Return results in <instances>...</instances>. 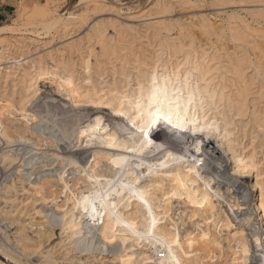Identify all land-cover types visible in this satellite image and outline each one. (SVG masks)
I'll return each mask as SVG.
<instances>
[{
  "label": "bare ground",
  "instance_id": "6f19581e",
  "mask_svg": "<svg viewBox=\"0 0 264 264\" xmlns=\"http://www.w3.org/2000/svg\"><path fill=\"white\" fill-rule=\"evenodd\" d=\"M49 14L52 24H59L62 28L73 18L71 15L67 18L57 16L53 12ZM7 29L16 28H11L9 24L0 26V32ZM128 33L133 39L140 38L134 29H129ZM93 34L105 39L99 30ZM66 36L74 39L75 31L67 32ZM115 41L120 45L126 44L120 33ZM82 43L86 44L83 54ZM66 44L67 47H74L80 56V79L67 63L62 49H56L59 52L57 58L48 52L50 63L41 54L31 57L10 48L0 49V71L4 69L9 74L18 70L27 82L19 107L9 103L6 109L0 111V144L14 147L3 150L0 160L13 166L12 174L31 188L32 202L39 206L35 207L34 213L43 218L47 226L62 229L71 250L112 253L121 264H244V258L249 253L247 234L256 243L259 234L251 221L250 194L236 177L254 175L250 187L258 188L255 208L261 213L260 218L264 219V209L260 207L261 189L264 188V114L249 112L244 93L238 92L237 96H233L225 91L224 85L211 87L210 81L203 77L200 84L187 82L183 85L184 89H180L185 96L189 92L195 93L196 103L191 110L196 112V119L204 126V131L189 132L183 134V139L171 142L161 131L152 139L155 144L163 143V148L145 146L142 151H130L140 144L137 129L128 119V115H134V105L125 104L127 95L122 86L113 84L110 88L112 96L108 97L104 86L97 85L96 81L101 82V74L93 60L90 37L85 42L78 38ZM16 52L19 54L16 55ZM6 59L8 61L4 65L3 60ZM164 80L160 79L162 86ZM41 81L52 83L59 93L65 94L73 109L108 108V126L104 128V135L109 137L113 149L122 154L113 157L112 150L99 147L83 161L70 160L67 153L76 151L71 138L61 133L55 123L36 115L35 109L32 114L24 109L31 104L38 106V99L42 96ZM145 81L146 89L150 88L148 82L151 77ZM176 87H180L178 83ZM134 94L138 96L139 91ZM200 100L204 101L203 107L199 104ZM17 111L23 122H15ZM121 111L125 112L124 117L117 115ZM119 118H125L126 125L118 123ZM117 125L121 131H117ZM82 139L80 137L79 142ZM211 139L216 146L211 145ZM197 140L200 149L202 145L209 149L210 159L206 166H200V151L190 147ZM83 142V147L90 145L86 140ZM220 149L232 164L226 177L232 187L223 199L215 194L212 187L221 168L217 166V161L222 158ZM118 157L124 158V162L113 163ZM69 164L74 169L66 174L63 170ZM77 168L82 169L83 174L77 172ZM74 174L75 177L72 176ZM9 186H2L4 193ZM21 187L25 190L24 185ZM61 193L63 199L58 198ZM90 197L94 198L90 202H94L96 210L102 213L95 221L92 215L89 218L84 216V201L85 198L89 201ZM102 204L106 208L100 207ZM27 206L24 204L20 210L31 218L33 216L28 214ZM13 211L9 210L7 214L12 215ZM186 219L190 226L182 227L181 232L180 225H184ZM23 230L18 237H14L21 252L39 251L37 246L26 245L29 238ZM21 241L24 243L21 244ZM150 250L153 255H146ZM22 260L23 264H31L25 258Z\"/></svg>",
  "mask_w": 264,
  "mask_h": 264
},
{
  "label": "rangeland",
  "instance_id": "374dc122",
  "mask_svg": "<svg viewBox=\"0 0 264 264\" xmlns=\"http://www.w3.org/2000/svg\"><path fill=\"white\" fill-rule=\"evenodd\" d=\"M12 2L10 10L4 16H0V26L9 24L11 28L16 29L0 32V49L10 48L31 57L41 54L48 63H50L48 52L57 58L59 52L56 49H62L67 63L73 67L80 79V56L74 47H67V44H64L78 38L85 42L86 38L90 37L93 60L101 74V82L96 81L97 85L104 86L108 97L112 96L110 88L113 84L122 86L127 95L125 104L130 107L132 104L128 101L135 96V91H139L140 94L141 86L146 89L145 79H149L153 72H157L160 79L170 78L175 84L179 77V88L183 89L184 77H187L190 84H200L205 77L210 81L211 87L224 85L225 91L233 96H237L238 92L244 93L247 96L249 112L257 111L264 114V0H96V2L12 0ZM50 12L64 18L71 15L73 18L66 23L65 28H62L59 24H52ZM129 29H134L140 38L130 37ZM95 30L103 32L106 40L94 37ZM73 31L76 36L69 39L66 34ZM118 33L124 36L125 45L113 42ZM103 41L105 45L102 48ZM85 45L82 43V54L86 50L83 48ZM18 54L16 52V55ZM7 61L3 60V64L5 65ZM148 83L151 84V81ZM26 84L18 70L9 74L4 69L0 71V111L6 109L9 103L19 107L20 96ZM39 87L42 96L38 99V106L31 104L24 109L29 114L35 109L36 115L55 123L61 133H65L68 139L71 138L76 151L67 153L70 160L83 161L90 156L93 149L99 147L112 150L113 157L122 154L113 149L109 137L104 135V128L108 126L106 122L109 119L108 108L73 109L68 97L59 93L52 83L41 81ZM18 112L15 113V122H23ZM97 117L100 118L99 123H96ZM118 123L126 125V119L119 118ZM80 137L83 138L81 142ZM85 140L90 144L87 147H83ZM213 141L210 140L211 145L216 146ZM0 148V153L7 148L14 149L2 144ZM201 148L198 154L201 158L199 163L200 166H206L210 159L209 149L206 145H202ZM219 151L222 158L216 163L221 168L216 173L217 179L212 182V187L215 194L223 199L224 194L232 187L226 178L227 173L231 172L232 164L227 154H223L221 149ZM223 162L228 164L225 165ZM71 165H66L63 172L69 174L74 169ZM13 170V166L0 160V264L9 262L23 264L24 258L31 264H121L112 253H81L71 250L66 233L60 228L53 229L47 226L44 219L34 213L35 207L39 206L32 202L30 195L32 190L26 182H21L16 174H12ZM76 171L83 174L80 168ZM72 176L75 177V174ZM236 178L250 194L251 221L260 241L259 244L256 243L254 238L247 234L249 253L244 258V264H264V219L260 218L261 213L255 208L258 188L250 187L255 177L250 175ZM4 184L10 185L7 193L3 192ZM52 184L59 188L55 182ZM21 185H24L25 190ZM58 198L63 199L62 193ZM93 199L90 197L89 201ZM24 204L28 205L27 212L33 217L30 218L20 210ZM9 210H14L12 215L7 214ZM84 216L89 218L91 214L86 213ZM189 226V220L186 219L185 224L180 225L181 232L182 227ZM23 228V232L29 238L26 245L37 246L39 251L22 253L18 247L20 245H16L14 237H18ZM190 229L194 230V227ZM152 252L150 250L146 255L151 256Z\"/></svg>",
  "mask_w": 264,
  "mask_h": 264
},
{
  "label": "snow or ice",
  "instance_id": "6c2138e0",
  "mask_svg": "<svg viewBox=\"0 0 264 264\" xmlns=\"http://www.w3.org/2000/svg\"><path fill=\"white\" fill-rule=\"evenodd\" d=\"M159 81V74L153 72L151 75V87L145 89L141 86L140 94L138 96H133L132 99L128 101L129 104L134 105V115H128V119L131 121L132 127L137 129L138 138L140 139L139 146L129 149L130 151H142L145 146H153L158 149L163 148V143L155 144L152 139V136L161 131L165 132L169 142L173 139L181 140L184 138L183 134L189 132L196 133L204 131V126H201L199 120L196 119V112L191 110V106L196 103L195 93L189 92L187 96L183 95L181 89L176 87V84L172 83L170 78H165V84L163 86ZM179 82L180 78L177 77L176 83ZM170 83L172 84L171 88L169 87ZM184 83L187 84V77H184ZM199 104L203 107L204 101L200 100ZM121 106L123 107V103ZM117 115L124 117L125 112H118ZM99 121L100 118L97 117V123H99ZM117 131H121L119 125H117ZM216 131H219V129H216ZM190 147L199 152L200 142L197 140ZM168 156L171 157L172 153L169 152ZM123 162L124 158L120 157L113 161V163L117 164ZM245 174H247L246 171ZM141 198H143L142 195ZM90 204L92 205V219L95 221L102 213L98 212L94 202L88 201L87 198H85L84 201L85 213H89ZM100 207L106 208L103 204L100 205ZM260 207L264 209V188L261 189ZM153 224H155V221H153ZM257 243L259 244L260 241H257Z\"/></svg>",
  "mask_w": 264,
  "mask_h": 264
},
{
  "label": "crops",
  "instance_id": "0c3cea01",
  "mask_svg": "<svg viewBox=\"0 0 264 264\" xmlns=\"http://www.w3.org/2000/svg\"><path fill=\"white\" fill-rule=\"evenodd\" d=\"M11 5H13L12 0H0V16H4Z\"/></svg>",
  "mask_w": 264,
  "mask_h": 264
}]
</instances>
